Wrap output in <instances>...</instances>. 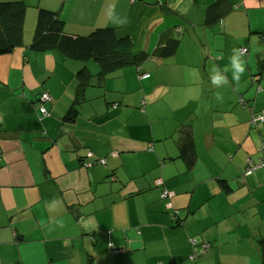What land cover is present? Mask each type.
<instances>
[{"label": "crops", "instance_id": "0c3cea01", "mask_svg": "<svg viewBox=\"0 0 264 264\" xmlns=\"http://www.w3.org/2000/svg\"><path fill=\"white\" fill-rule=\"evenodd\" d=\"M20 1L23 42L0 54V264H264V167L245 172L264 136L250 123L264 110V0ZM40 8L69 35L108 28L109 48L123 39L120 53L149 55L86 87L64 121L77 69L99 66L30 49ZM163 37L178 40L173 53L155 54ZM213 69L228 83L213 86ZM42 129L29 149L22 131ZM188 131L190 161L179 153Z\"/></svg>", "mask_w": 264, "mask_h": 264}, {"label": "trees", "instance_id": "16d2710c", "mask_svg": "<svg viewBox=\"0 0 264 264\" xmlns=\"http://www.w3.org/2000/svg\"><path fill=\"white\" fill-rule=\"evenodd\" d=\"M26 9L27 5L20 0L0 2V54L10 53L16 46H20L22 44L23 22ZM39 11L40 12L38 13V21L36 23L32 40L28 45L30 49H57L64 56L69 57L71 59L85 60L92 58L96 61L99 66V70L94 74H91V72L85 65H82L77 69V84L75 87L73 100L63 116L64 121L71 122L74 121V119L76 118L79 106L85 99L84 91L86 87H88L89 85L101 84L111 71L113 72L119 68H123L128 65H139L141 61L149 55L147 53H120L117 50L122 44L121 42L124 41L123 39L115 40V43L112 48H109L108 40L102 36L104 31H108V28H98L92 31L91 34L84 36L69 35L63 31L64 22L62 19L59 18L56 11L41 8L39 9ZM213 13L214 9L212 7H209L206 13V22L208 24L214 23L216 21V18H218V16L216 17V15H214L215 19L208 20L213 18ZM160 43L161 44L155 50V54H158L157 52H162L163 54L168 55L174 52L175 48L177 47L178 40L163 37ZM141 78H146V76L143 77V75H141ZM44 93L48 95V100H43ZM50 99L51 96L46 90L42 89L37 94V122H41L43 120V117L47 115V109L43 105L46 101H49ZM115 105L116 104H113V106ZM37 122L34 123L37 124ZM22 132L29 134V141L27 142L29 145V149H37L34 145L31 144V142L32 140L36 139L34 133L41 134V137H43V129L30 130L25 132L23 130ZM185 133L186 135L181 138V141L179 143V153L183 157H187L190 161L192 159V157L190 156L192 137L189 131ZM89 155L93 156L91 152H89ZM81 161L86 166L91 167L94 164H97L93 160L92 162L84 159ZM220 183L224 191L229 190V186L224 181H221ZM160 198L164 199L165 197L163 198L160 195ZM113 250L118 249L109 246V252L111 254L117 252ZM193 252L196 251L193 250Z\"/></svg>", "mask_w": 264, "mask_h": 264}, {"label": "built area", "instance_id": "2783aa9c", "mask_svg": "<svg viewBox=\"0 0 264 264\" xmlns=\"http://www.w3.org/2000/svg\"><path fill=\"white\" fill-rule=\"evenodd\" d=\"M146 76V75H143V77ZM48 100L49 97L46 93L43 94V100ZM250 123L253 125V126H260L261 124L264 123V110L263 111H260L258 112L257 114H253L251 120H250ZM261 147H260V150L262 151V154H261V157L259 159V161L257 163H254L253 159L251 157H248L246 159V170L245 172L246 173H251L256 167H264V136L263 138L261 139ZM156 184L157 185H160L161 184V181L160 180H157L156 181ZM170 195V192L166 191V190H163L162 193H161V196L164 198V197H168ZM113 244L112 243H109V246H112ZM202 250H207L208 247H209V244L205 243V244H202ZM113 251H118V250H113ZM198 255V251L196 252H193V254L191 255V257H195Z\"/></svg>", "mask_w": 264, "mask_h": 264}, {"label": "clouds", "instance_id": "9594fccd", "mask_svg": "<svg viewBox=\"0 0 264 264\" xmlns=\"http://www.w3.org/2000/svg\"><path fill=\"white\" fill-rule=\"evenodd\" d=\"M123 23V21H118ZM242 53L239 50H234L232 56L230 57L231 69L234 80H239L240 75L245 72V61L241 58ZM227 69L223 72L218 69H213L210 80L213 86L220 87L221 85L227 84L228 80L225 75Z\"/></svg>", "mask_w": 264, "mask_h": 264}]
</instances>
